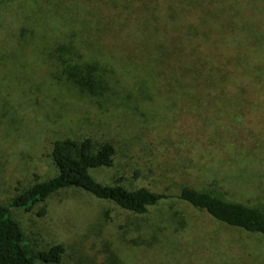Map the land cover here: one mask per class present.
Masks as SVG:
<instances>
[{
  "label": "rangeland",
  "instance_id": "rangeland-1",
  "mask_svg": "<svg viewBox=\"0 0 264 264\" xmlns=\"http://www.w3.org/2000/svg\"><path fill=\"white\" fill-rule=\"evenodd\" d=\"M86 138L115 150L100 184L264 206V0H0V204ZM11 212L57 264H264L263 237L174 198L138 215L72 187Z\"/></svg>",
  "mask_w": 264,
  "mask_h": 264
},
{
  "label": "trees",
  "instance_id": "trees-1",
  "mask_svg": "<svg viewBox=\"0 0 264 264\" xmlns=\"http://www.w3.org/2000/svg\"><path fill=\"white\" fill-rule=\"evenodd\" d=\"M67 58L76 59V63H80L81 59L74 54L67 55ZM93 69L91 66L86 71L89 74V70ZM114 154L111 143L106 142L96 148L90 138L79 143L70 139L55 141L51 157L57 174L23 191L8 206L0 204V264L60 262L64 252L62 245H54L43 251L33 250L26 242L19 223L12 216L11 208L30 211L57 191L72 187L79 188L97 199L111 201L119 208L138 215L147 213L149 208L166 199L174 198L205 212L221 225L264 238V206L231 201L213 189L197 190L184 186L177 195L172 196L143 187L129 190L121 185L98 183L90 175V170L112 166ZM175 221L178 223V227L173 228L175 232L185 230L188 225L183 219Z\"/></svg>",
  "mask_w": 264,
  "mask_h": 264
}]
</instances>
